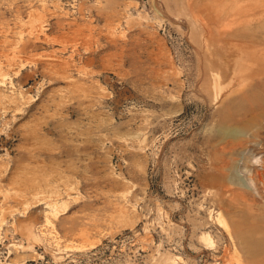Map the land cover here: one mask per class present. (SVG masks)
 <instances>
[{"label": "rangeland", "instance_id": "obj_1", "mask_svg": "<svg viewBox=\"0 0 264 264\" xmlns=\"http://www.w3.org/2000/svg\"><path fill=\"white\" fill-rule=\"evenodd\" d=\"M263 162L264 0H0V264H264Z\"/></svg>", "mask_w": 264, "mask_h": 264}, {"label": "bare ground", "instance_id": "obj_2", "mask_svg": "<svg viewBox=\"0 0 264 264\" xmlns=\"http://www.w3.org/2000/svg\"><path fill=\"white\" fill-rule=\"evenodd\" d=\"M264 163V162H263ZM243 182L245 183V185L247 184L244 180H243ZM220 219H221V216H220Z\"/></svg>", "mask_w": 264, "mask_h": 264}]
</instances>
